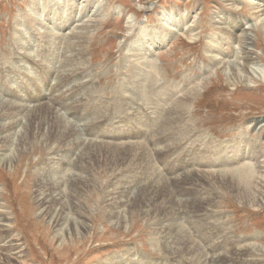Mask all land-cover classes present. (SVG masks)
<instances>
[{"label":"rangeland","instance_id":"rangeland-1","mask_svg":"<svg viewBox=\"0 0 264 264\" xmlns=\"http://www.w3.org/2000/svg\"><path fill=\"white\" fill-rule=\"evenodd\" d=\"M52 1L44 2L53 4ZM38 2L42 5L41 0H0V98L12 102L23 99L34 102L39 99L43 89L50 90L49 86L56 74L52 71L45 73L39 62L29 63L31 67L25 68V71L32 72L30 75L36 79L28 77L27 83L22 72L23 65L26 63L24 58L28 55V51L32 53L31 59L34 55L38 57L36 59L39 60L40 57L42 60L43 55L48 54V48L55 46L57 54L55 52L56 56L53 54L54 58L58 56L57 64L59 65L64 61L61 60L65 59L64 56L71 55L69 53L64 55L65 50L71 52L75 48L83 49L85 55L83 60L87 63V69L90 68V72H87L89 80L93 81L97 88L95 91L97 102L102 105L101 108L120 107L112 112L114 116L112 114H102L100 117L96 115L98 120H105L108 124L101 123L105 125L95 126L97 132L102 135L98 136V141L94 136H88L89 132L84 130L79 132L82 136L85 135L83 137H86V146L74 145L76 136L70 142V147L77 146V149L71 150L72 159L66 164L69 167L64 176L66 179L75 175L87 177L86 184L80 186V194L83 193L80 200L81 206L87 212H81L80 205L74 208L71 202H67L69 203L67 209L70 211L66 210V212L70 217H74L76 212L81 213L82 215L79 216L86 219L88 226L84 235L73 234L71 237L68 235L67 239L60 241L55 232L58 227L46 214L42 213L38 203L36 180L40 178V174L47 173L51 167L49 165L51 160L65 155L70 148L64 143L65 141L56 139L55 133L52 132V125H46V128L42 130V120L47 110L42 109V106L37 109L38 116L28 125L30 134L37 132L33 144L24 146L21 151L18 148L17 134L12 139L13 147L10 146L12 140L8 149L0 145V153L8 151L7 154L15 155L10 165L0 163V212L6 213L10 226L6 233L0 232V235L2 238L15 241L9 248L24 252L21 260H11L7 255H3L2 252L9 250L6 245H3L5 242H2L0 243V247L2 246L0 264H194L184 255L183 249H179V245L176 248L172 241L174 237H171V225L166 224L170 223L169 212L173 208L177 211L175 213H178L177 222L183 228L182 230L188 232L191 239L201 247L199 254L206 255L205 260L203 257L201 261H195V264H203V262L204 264H264V198L260 201L263 204L251 207L241 201L229 187L222 186L220 182L214 183L206 175V172L211 170L226 171L230 168L236 170L237 167L244 165L242 164L244 160L251 156L249 144L252 143L255 144L254 154L258 160L255 159L249 164L252 163L251 166L253 163L257 164L252 168L254 173L259 175L253 174L256 178L252 179V186L260 187L264 183V164L263 168L258 166L259 160L264 163V74L260 73H264L263 28L258 29V26L254 25L252 30L247 31L252 38L251 52L256 64V66L251 65L247 71L241 67L244 50L241 47L239 49L236 44V40L241 36L239 31L242 27L245 28V23L249 24L251 19H255L254 13L252 14L249 9V3L245 0H229V2H221V0H60L59 5H61L57 7L60 9L63 7V17H67L68 13L74 10L75 20L79 22H75L72 26V30L78 34H71V43H73L71 45L75 48L69 50L67 36L72 22L70 25L64 24L59 12L54 17V13L48 15V10L42 12L40 7L37 9V16L39 14L42 20H45L48 15L54 20L55 25L52 22H46V26L49 28L56 26L54 27L56 37H53L55 39L43 38L44 35L41 34H44L46 29L44 26L40 28L32 12L34 5L36 6ZM258 2L264 5V0ZM65 5L67 7L64 9ZM261 8L263 13H260L262 16L260 19H264V7ZM220 14L222 17L218 19ZM234 18L237 20L236 27L231 21ZM218 20L222 22V25L216 22ZM253 23L255 24L256 21L251 22L252 25ZM77 25L79 27H76ZM171 26H174L172 29L175 31L169 29ZM226 26L230 33L225 30ZM145 31L151 32L152 35H146ZM168 32L169 36H166ZM80 35L82 37H79ZM75 38L84 40L77 43ZM33 43L42 44L43 48L40 51L36 47L32 48ZM81 44L83 48H80ZM215 54L220 55L219 60L223 59L219 66H215L216 64L212 61L211 57ZM144 60L154 66L155 71H151L154 75L153 81L152 83L139 81V85H136L133 79V68H141ZM23 61H25L24 64H22ZM57 68L61 69V66ZM145 70L149 71V69ZM234 70H239L240 79L232 75ZM258 70L260 72H257ZM37 71L40 72L39 77L33 73ZM194 91L199 94L197 99L190 105L180 125H175L176 129L180 128V131L182 127L187 130L183 147L179 146L177 141L164 142V146H174V150L166 149L173 154L164 153L155 157L154 146L152 150L148 139L153 142L159 141H155L146 132L147 126L154 122L155 118V115H152L153 110L145 106L148 105L147 100L159 107L158 118L160 117L161 120L168 113V111L163 112L164 108L169 106L174 108L176 100H185ZM144 95L145 98H143ZM161 96L159 101L158 98ZM136 106L137 110H143L144 114L140 115L143 117L140 124L137 123L138 121L131 120L132 114L136 115L133 109ZM83 109L84 112L81 114L87 117L86 111L89 108ZM88 117L92 115L88 113ZM61 125L66 126L64 122ZM163 125L164 128L169 129L165 132L167 134L176 131L174 125L173 128L171 125L167 127L164 122L156 127L161 131ZM34 127L40 128L41 131H35ZM22 130L27 132L25 128ZM158 134L156 130L155 136ZM80 137L78 136L79 139ZM239 137L247 143L239 146L241 149L237 151L239 154L237 161L231 166L222 164L217 166L216 158L213 157L215 148L224 147V149L228 148L230 153H235L237 147L234 144ZM99 140H104L101 142L103 148L95 149L93 153L95 156L83 154L84 149L91 142L97 143L100 142ZM209 142L215 145L212 144L207 149ZM131 143H136L137 148L139 143L148 147L147 151L155 165L154 169H148L150 167L143 162L138 161L136 164L129 158L124 159L121 155L115 157L118 148L116 144L130 148ZM190 143L194 145L190 146ZM181 164L184 169L186 167L187 169L179 172L178 170L182 169ZM214 164L215 166H212ZM188 170L193 173L189 177L190 185L178 182L177 172L184 173ZM149 183L150 185L155 183L152 186L158 189L160 194L147 195L151 192L147 190ZM68 188V185L64 186V190ZM186 196L188 198L185 205ZM194 197L205 206L189 204L188 199H194ZM114 199H121L124 202L112 208L110 204ZM212 200L214 202L211 204ZM189 209L193 211L192 217H189L186 212H190ZM204 213L212 218L209 217L204 222ZM200 217L201 221L196 219ZM206 221L210 225L204 229L203 224ZM216 226L219 230L215 228ZM223 243H228L230 249L225 250L228 247L222 245ZM228 252L229 254H224Z\"/></svg>","mask_w":264,"mask_h":264},{"label":"bare ground","instance_id":"bare-ground-1","mask_svg":"<svg viewBox=\"0 0 264 264\" xmlns=\"http://www.w3.org/2000/svg\"><path fill=\"white\" fill-rule=\"evenodd\" d=\"M45 0H41L42 5H40V1L38 2V4H36V6L34 5V11H32L34 14V20L38 22V24H40V28L41 26H44L46 31L44 32L43 38L47 39V38H53L56 37V33L54 32L56 26H52L51 28H49L48 26H46V22H52L53 25H55L53 23V19L49 18L48 15L53 14V16L55 17L57 15V13H60V17L62 18L63 23L70 25V22H72L71 24V29L69 28V33L67 36L68 39V49L72 50L74 49V45H71L73 43H71V34H78V32H74L72 30V26L75 24L76 21V15L74 13L73 15V11L71 10L67 17H63V7L60 9L57 6L59 5V1L60 0H54L52 2H54L53 4H45L44 2ZM48 1V0H47ZM247 3H249V9L252 12V14L254 13L255 15V19H251L253 21H256V23L253 25L251 24V22L245 23V28L242 27V29L239 31L241 33V36L236 40V44L238 46V48L240 49L243 48L242 50H244V56H242V65L241 67L243 68L244 71H247V69H250V66H256L255 64V58H253V54H252V38L249 34V32H247L248 30H252L254 25L258 26L259 28H263L262 33H264V19H260L261 14L263 13L262 11V6L264 7L263 4H261L260 0H245ZM51 2V3H52ZM221 2H229V0H221ZM41 7V11H47V16L45 17V20H42V17L37 16V9H40ZM67 7V5L64 6V9ZM58 8L60 9L58 11ZM40 11V10H39ZM79 13V12H78ZM219 17H222V14L218 15V19H220ZM74 18V19H73ZM88 18V17H87ZM84 19V18H83ZM74 21V22H73ZM231 21L233 22V25L236 27L237 23H236V18L231 19ZM218 24L222 25L221 21H216ZM43 23V24H42ZM79 23V22H78ZM231 24V23H230ZM39 26V25H38ZM37 26V27H38ZM51 26V25H50ZM65 26V25H64ZM76 27H79L78 25ZM191 27V26H190ZM172 28H174V26H171L169 29L173 30ZM27 30V29H26ZM40 30V29H39ZM77 30V29H76ZM225 30L228 32L229 29L226 26ZM41 31V30H40ZM60 31V30H59ZM165 31V30H164ZM167 31V30H166ZM146 32V31H145ZM233 32V31H232ZM38 33V32H37ZM58 33V32H57ZM222 33V32H220ZM147 34H151V32H146ZM172 34V33H170ZM178 34V33H177ZM224 34V33H223ZM225 35V34H224ZM238 35V34H237ZM166 36H169V32L168 34H166ZM79 37H82L81 35ZM236 34L234 33V38H236ZM42 38V37H41ZM141 38V37H140ZM55 39V38H53ZM77 40V38H75ZM79 39V38H78ZM83 39V38H82ZM84 40V39H83ZM83 40H77V43H81ZM50 41V40H49ZM37 42V41H36ZM52 42V41H50ZM85 42V41H84ZM151 43V42H150ZM154 43V42H153ZM55 44V43H53ZM33 47L32 48H37V50H41L43 48L42 44H36L33 43ZM60 45V44H59ZM67 45V44H66ZM133 45V44H132ZM131 45V46H132ZM153 45V44H152ZM62 46V45H61ZM59 47V46H57ZM67 47V46H66ZM21 48V47H20ZM78 48V47H77ZM83 48L82 44L81 47ZM151 49V48H150ZM64 50V48H63ZM28 51V50H27ZM135 51V50H134ZM249 51V52H248ZM42 52V51H41ZM55 52V46H50L48 48V54L46 53L45 55H43L42 60L36 59L38 57L33 55V58L31 59L30 57L32 56V53H30V51H28V55L24 58L25 61H23L22 64L24 67V71L23 73V77L26 78V82L28 83V77H33L34 79H36L34 76L30 75V73L32 72H26L25 68L31 67L29 63H35V62H39L40 67L43 68V70L45 71V73H47L48 71H52L53 74L55 73L56 76L55 78L52 80V83L50 81V90H45L43 89L40 97L38 100L36 101H32L29 102L26 100H20V101H7V100H3L0 98V145L6 146V148L8 149V145L11 142L12 139H14V137L18 134V148H20V150L24 147V146H30L31 144H33V139L36 136L35 134L37 132H32V134H30L29 132V124L30 122L36 118L37 115V109H39L42 106V109L45 108L47 110L46 115L44 116V119L42 120V130L46 128V125H52L53 126V133H55L56 139L57 140H63L65 141L64 143L66 145H68V147H70V142L72 141L71 139L75 138V144H77V146L80 144H84L85 145V141H86V137L84 138L83 135L79 132V131H84L87 130L89 132L88 136H94V138L97 140L98 136L101 135L100 133L97 132V129H95V126L99 125L103 126L105 124H101V123H106L107 121H100L98 120V117H96V115L102 116V114H112V112L116 111L118 107L120 106H105L104 108H101L102 105L99 104L97 101V96L95 95V91L97 90L96 85L93 81L89 80V73H87L88 71L90 72V68L87 69V63H85V61L83 60L84 55V51L83 49L81 50H77L76 48L74 50H72L71 52L65 50L64 55H67L68 53L71 54L70 56H64L65 59H61L64 60L62 61V64L59 65L57 64L58 62V56L54 58V53ZM63 52V51H62ZM152 52V51H151ZM27 53V52H26ZM54 53V54H53ZM133 53V52H132ZM131 53V54H132ZM242 53V52H241ZM57 54V53H56ZM55 54V56H56ZM130 54V55H131ZM156 54V53H155ZM154 54V55H155ZM59 55V53H58ZM129 55V54H128ZM149 55V54H148ZM218 56H220L219 54H215L214 56H212V61L214 62V64H216L215 66H219L223 59L221 58L219 60ZM52 58H54V60H52ZM62 58V57H61ZM86 58V57H85ZM146 58V57H145ZM132 59V58H131ZM137 59V58H136ZM139 59V58H138ZM86 60V59H85ZM28 61V63H27ZM239 61V60H238ZM61 62V61H60ZM139 62V61H138ZM76 63V64H75ZM84 63V64H83ZM234 63V62H233ZM238 63V62H237ZM57 64V65H55ZM86 64V65H85ZM231 64V63H230ZM134 65V63H133ZM22 66V65H21ZM58 66H61V69L57 68ZM20 68V67H19ZM41 68V69H42ZM145 69H149V71L145 70ZM259 69V68H258ZM21 70V69H20ZM233 70V69H232ZM151 71H155L154 70V66L150 65V62L147 60L142 61L141 64V68L140 67H134L133 68V75H134V83H136V85H139V81H150V83H152L153 81V77L154 75L152 74ZM249 71V70H248ZM233 74L232 75H236L238 78L240 77V72L239 70H234L232 71ZM234 72L236 74H234ZM257 72H260L259 70ZM37 77H39L38 73H40L39 71L37 72H33ZM256 73V72H255ZM262 74H264L263 72H260ZM94 79V78H93ZM240 79V78H239ZM23 80V78H22ZM90 81V82H89ZM92 83V84H91ZM133 83V82H132ZM142 83V82H141ZM34 84V83H33ZM89 84H91V86L89 87ZM118 85V84H117ZM140 87H138L139 89ZM120 89V88H118ZM124 89V88H123ZM197 90V89H196ZM52 91V92H51ZM120 91V90H119ZM125 91V89H124ZM49 92V93H48ZM143 92V91H142ZM47 93V94H46ZM141 93V92H140ZM201 93V92H200ZM18 94V93H17ZM99 94V93H98ZM19 95V94H18ZM22 95V94H21ZM198 92H191L189 94L188 97H186L185 100H176L174 102L175 106L174 108H171V106L167 107L166 109H163V112L168 111V113L166 115H164L163 119L160 120V117L158 118V110L159 107H157V105L155 103H150L147 99L148 105H145L146 108L153 110L152 115H155L154 118V122L150 123V125L147 126V133L149 136H152L151 138H153L155 141H159V142H153V140L148 139V142L151 144V149L154 146V156L156 157L157 155H161L164 153H169L170 155H172L173 153H171L170 151L167 150H174V146H164L163 143L164 142H175L177 141V144L179 146L183 147V142L186 140L187 137V130H185V127H182L181 131L179 130L180 128L176 129V124L180 125V123L182 122V120L184 119V115L187 114V111H189V107L190 105L193 103V101L195 99H197L198 97ZM121 97V95H119ZM23 98V96H22ZM143 98H145V95L143 96ZM161 97H159V101ZM100 99V98H99ZM122 99V98H121ZM163 100V99H162ZM195 102V101H194ZM120 104V103H119ZM168 104V103H167ZM32 106V107H31ZM123 106V105H122ZM89 108L87 109V117L83 113L84 110L83 108ZM142 107V106H141ZM139 108V107H138ZM112 109V111H110ZM126 109V108H125ZM124 109V110H125ZM136 111V115H133V118L131 120L139 123L140 120L143 117H140V115H144L142 113V111L137 110V106L136 108H133ZM132 109V110H133ZM183 109H185V111H183ZM187 109V110H186ZM121 110V108H120ZM11 111V112H10ZM122 111V110H121ZM127 111V110H126ZM41 112V109H40ZM146 112V111H145ZM10 113V114H9ZM43 113V112H42ZM88 113H90L92 115V117H88ZM41 114V113H40ZM43 115V114H42ZM41 115V116H42ZM79 115V116H78ZM114 116V114H112ZM121 115V114H120ZM23 116V118L26 120H23V118L21 117ZM93 116H95V118H93ZM161 116V115H160ZM117 117V116H116ZM119 117V116H118ZM136 117V118H135ZM140 117V118H139ZM38 118V117H37ZM104 118V117H102ZM106 118V117H105ZM115 118V117H114ZM162 118V117H161ZM149 119V118H148ZM121 120V119H120ZM159 120L160 123L164 122L166 124V126L168 127L169 125L172 126L174 125V129H176V131L174 130L171 131L169 134L165 133L167 130L164 128V125L161 127V131H159V129H157V125H159ZM65 123L66 126L61 125L62 122ZM61 122V123H60ZM72 122V123H71ZM36 124V123H35ZM88 124V127H87ZM140 124V123H139ZM34 125V124H33ZM112 125V124H111ZM130 125V124H129ZM137 125V124H136ZM258 125V123H257ZM38 126V125H37ZM131 126V125H130ZM139 126V125H138ZM182 126V124H181ZM142 127V126H141ZM180 127V126H179ZM23 128H25L27 130V132H23ZM31 128V127H30ZM104 128V127H103ZM115 128V127H114ZM117 129V128H116ZM35 131H41L40 128L34 127ZM143 130V129H142ZM157 132L159 133L158 136H155V133ZM183 130V131H182ZM46 131V130H45ZM86 131V132H87ZM144 131V130H143ZM185 131V132H184ZM49 133V131H48ZM98 133V134H97ZM179 136H178V134ZM189 133V132H188ZM42 134V133H41ZM40 134V135H41ZM143 134V133H142ZM53 135V134H51ZM163 135V136H161ZM189 135V134H188ZM31 136V138H30ZM49 136V135H48ZM78 136L81 138L79 139ZM87 136V135H86ZM87 136V137H88ZM102 136V135H101ZM148 136V137H149ZM161 136V137H159ZM169 136V138H168ZM178 136V137H177ZM51 137V136H50ZM52 138V137H51ZM93 138V139H94ZM106 138V137H105ZM16 139V138H15ZM51 140V139H50ZM88 140V139H87ZM89 140H91L89 138ZM95 140V141H96ZM101 140V139H100ZM99 140V141H100ZM161 140V141H160ZM98 141V140H97ZM211 141V140H209ZM88 142V141H87ZM101 142H91L87 148L84 149L83 154H87V155H93V153L95 152V149H102V145ZM106 142V141H105ZM134 142V141H133ZM146 142V140H145ZM197 142V141H196ZM195 142V143H196ZM48 143V142H47ZM63 143V144H64ZM155 143V144H154ZM247 142L246 140L243 142V139L241 137H239L238 139H236V144H234L237 148H236V152L235 153H230L228 148L224 147H216L215 148V152H214V159L216 158V165H225V166H231L233 162L237 161L238 158V152L239 149H241V147H239L241 144L245 145ZM12 144V145H11ZM10 144V146L13 147L14 141L12 140V143ZM16 144V143H15ZM64 144V145H65ZM106 144V143H105ZM109 144V143H108ZM136 143H131L129 146L130 148H126L124 146H117L118 147L117 150V154L115 157H119V155H121L122 157L124 156V159H131V161L136 162V164H138L137 162H143L146 164V166L148 165V169L153 168L154 169V164L152 162V158L150 156V153L147 151V148L139 143V147L137 148V144ZM147 144V143H146ZM189 144V143H188ZM193 143H190V146ZM203 144V143H202ZM212 144H214L213 142H209L208 145L206 146V148L208 149V147H210ZM17 145V144H16ZM36 145V144H34ZM48 145V144H47ZM194 145V144H193ZM215 145V144H214ZM27 146V147H28ZM77 146H73L67 149L65 155H60V157L58 159H54L50 161V169H48L47 173L45 175L40 174V178H36V193H37V199H38V203L40 204L41 208H42V213L46 214V216H48V218L50 219L51 222H53V224L58 227L56 232V236L60 241H64L65 239H67V236L69 235L71 237V235L75 234L77 236H80V234L82 235L83 233H85L87 231V224H86V219H82L81 213L79 214L78 212H76V215L74 217H70L66 210H68V204L67 202H71L74 204V208H77L78 205L81 206V198L83 196V193L80 194L81 188L80 186H82L83 184H86L87 181V177L84 176H71L70 178L66 179V177L64 176L66 171H68V167L66 166L67 163L70 162V160L72 159L70 157V154H72L73 152H71L72 149H74L76 151ZM104 146V145H103ZM148 146V144L146 145ZM249 146L252 148H249V151L251 152V156L249 158H247L246 160H244V165H241L240 167H237L236 170H234L233 168L230 169H226V171H218V170H211L210 172H206V175L208 176V178L212 179L214 181V183L216 182H220L222 183V186H227L229 187L230 191H232L233 193L236 194V196H238L240 198L241 201L246 202V204L251 205V207H258L260 204V201H263L264 198V183L261 184L260 187L258 186H252V179L254 178L253 174L254 173V168H252V166L255 164L253 163V165L251 166L249 162H254L255 159L258 160L257 156L254 154L255 152V144L250 143ZM17 147V146H16ZM106 147V146H105ZM186 147V146H185ZM5 148V147H4ZM26 148V147H25ZM80 148V147H79ZM24 149V148H23ZM130 149V150H129ZM158 152H156V150ZM167 149V150H166ZM13 150V149H12ZM17 150V148H16ZM128 152H127V151ZM150 150V149H149ZM153 150V149H152ZM19 151V149H18ZM22 151V150H21ZM208 151V150H207ZM238 151V152H237ZM8 151H5L3 153H0V163L1 164H5V165H10L12 161H14V157L13 154H7ZM24 152V151H23ZM71 152V153H70ZM9 153V152H8ZM18 153V152H15ZM52 153V152H51ZM191 154V153H190ZM191 156V155H190ZM53 157V156H52ZM201 157V156H200ZM199 157V158H200ZM107 158V156H106ZM262 158V157H261ZM260 158V159H261ZM112 159V158H110ZM135 159V160H134ZM262 160V159H261ZM156 161V160H155ZM247 163H246V162ZM132 162V163H133ZM82 163V162H81ZM169 163V162H168ZM260 163V164H259ZM134 164V163H133ZM258 166L262 167L263 166V162H261L260 160L258 161ZM250 165V166H249ZM257 165V164H256ZM12 166V165H11ZM136 166V165H135ZM145 167V165H143ZM182 166V164L180 165ZM212 166H215L212 165ZM10 167V166H9ZM67 167V169H66ZM48 168V167H47ZM182 169L178 170L179 172L187 169V167L184 169V167H180ZM259 168V167H258ZM263 168V167H262ZM138 169V168H137ZM143 169V168H142ZM261 169V168H260ZM73 170V169H72ZM143 171V170H141ZM160 171V170H159ZM256 171V169H255ZM74 172V171H73ZM147 172V171H146ZM150 172V171H148ZM152 172V171H151ZM156 172V170L154 171ZM154 172H152L151 174L153 176ZM176 175L178 182L180 183H187L189 184L190 179L189 177L191 176L192 171L189 172L186 171L184 173H179ZM40 173V172H39ZM79 173V172H78ZM82 173V172H81ZM161 173V172H159ZM149 174V173H148ZM157 174V173H156ZM260 174V172H259ZM69 175V174H68ZM159 175V174H158ZM257 176H259L258 174H256ZM76 176H78V178H75ZM139 176V175H138ZM263 176V175H262ZM38 177V176H37ZM152 177V176H151ZM149 177V179L151 178ZM157 177V176H156ZM155 177V178H156ZM161 178V177H160ZM256 178V177H255ZM254 178V179H255ZM122 179V178H121ZM120 179V180H121ZM159 179V178H158ZM260 179V178H259ZM264 179V178H263ZM157 180V179H156ZM192 180V178H191ZM261 180V179H260ZM258 181V180H257ZM167 182V181H166ZM112 183V182H111ZM159 183V182H157ZM170 183V182H169ZM262 183V182H261ZM155 184V183H154ZM149 183V187L147 190H150V195L151 194H160L159 190L154 188L152 185ZM184 184V185H185ZM68 185V190H64V186ZM190 185V184H189ZM219 185V184H218ZM255 185V184H254ZM158 186V185H157ZM122 187V186H121ZM124 187V186H123ZM181 187V186H180ZM79 188V189H78ZM158 188V187H157ZM161 188V187H160ZM159 188V189H160ZM127 189V188H126ZM190 189V188H189ZM206 189V188H204ZM224 189V188H223ZM228 189V190H229ZM180 190V189H179ZM198 190V189H197ZM198 192V191H197ZM107 193V192H106ZM128 193V192H127ZM119 194V193H118ZM124 194H126V192H124ZM139 194V193H137ZM122 195V193H121ZM120 195V196H121ZM172 196V195H171ZM191 196V195H190ZM197 196L199 197V194H197ZM174 197V196H173ZM183 197V196H182ZM204 197V196H203ZM210 197V195H209ZM262 197V198H261ZM117 198V197H116ZM125 198H127L125 196ZM188 197L186 196L185 198V205H186V199ZM191 198V197H189ZM194 197V199H188L189 200V204H192L193 206H202L204 203L197 201V198ZM208 198V197H207ZM136 200V199H135ZM201 200V199H199ZM211 200V199H209ZM108 201V200H107ZM113 201V200H112ZM128 201V200H127ZM203 201V200H202ZM240 201V202H241ZM122 202H124L121 199H114V201L110 204V206H112V208L116 207L119 204H122ZM208 202V201H207ZM206 202V203H207ZM214 202V200L211 201V204ZM129 203V202H127ZM135 203V201L133 202ZM139 203V202H138ZM205 203V204H206ZM143 204V203H142ZM210 204V203H209ZM109 205V204H108ZM141 205V204H140ZM124 205H122L123 207ZM205 206V205H203ZM206 206H208L206 204ZM210 206V205H209ZM58 208V209H57ZM135 208V207H134ZM198 208V207H197ZM204 208V207H203ZM0 209H1V205H0ZM71 209V208H69ZM119 209V208H118ZM192 209V208H191ZM189 209V210H191ZM212 209V208H211ZM193 210V209H192ZM186 211L187 214H189V217H192V212L193 211ZM198 210V209H197ZM207 211V209H205ZM70 211V210H68ZM175 209L173 208L172 211L169 212V221L170 223H167L166 225H171L170 228V232H172V236L174 237V239L172 241H174V245L177 246L179 245V249H183L184 251V255L187 256L188 260H192L193 263L195 264V261H201V259L204 257V260L206 259V255H202L199 254L200 251L202 250L201 247L198 246V243H196L195 241H193L191 239V237L189 236L188 232L186 233L185 230H182L183 228L181 227V225L177 222V214L175 213ZM199 211V210H198ZM197 211V213H199ZM201 211H203L201 209ZM200 211V212H201ZM212 211V210H211ZM75 212V211H73ZM81 212L86 213L87 210H84V208H82L81 206ZM118 212V211H117ZM177 212V211H176ZM208 212V211H207ZM210 212V210H209ZM71 213V212H70ZM83 213V214H84ZM6 214V213H5ZM4 212H0V232L2 233H6L8 231V228H10L9 226V218L7 216H5ZM200 214V213H199ZM221 214V213H220ZM108 215V214H107ZM196 215V214H195ZM86 216V215H85ZM85 216L83 218H85ZM202 216V215H200ZM123 217V216H122ZM183 217V216H182ZM194 217V215H193ZM196 217V216H195ZM210 216L205 214L203 215V220L205 222V220H207ZM125 218V217H124ZM212 218V217H210ZM176 219V221H175ZM197 220H200L201 217ZM193 220V219H192ZM196 220V221H197ZM201 221V220H200ZM190 222V221H189ZM202 222V223H204ZM214 222V221H213ZM212 222V223H213ZM216 223V222H214ZM123 224V223H122ZM194 224V223H193ZM219 224V223H218ZM210 225V223H208L206 221V223L203 224L204 229L206 227H208ZM168 226V227H169ZM212 226V224H211ZM210 226V227H211ZM219 226H221L219 224ZM223 226V224H222ZM200 228V227H199ZM215 228L218 229V227L216 226ZM220 229H222L221 227H219ZM210 229V228H209ZM214 229V227H213ZM212 229V230H213ZM219 230V229H218ZM203 231V229L201 230ZM216 231V229L214 230ZM221 231V230H220ZM219 231V233H221ZM223 232V231H222ZM205 233V232H204ZM210 233V232H208ZM218 233V232H216ZM227 233V232H225ZM8 234V233H7ZM213 234V233H211ZM84 235V234H83ZM200 235V234H199ZM222 235V234H219ZM230 235V234H229ZM55 236V237H56ZM214 236V234H213ZM216 236V235H215ZM218 236V234H217ZM225 236V235H224ZM4 237V236H3ZM220 237V236H219ZM197 238V236H196ZM221 238V237H220ZM70 239V238H69ZM208 239V238H207ZM254 239V238H253ZM252 239V240H253ZM209 240V239H208ZM207 240V241H208ZM213 242V239H210ZM216 241V240H215ZM226 241V240H225ZM228 241V240H227ZM5 242L3 245L7 246V250H9L8 252H2L3 255H7L9 258H11V260H15V259H19L21 260L23 258V251H17L16 249L14 250L13 248H9L11 246H13L12 242H15L13 240H9L8 238H2L0 235V243ZM219 243V242H218ZM237 243V242H236ZM214 244V243H213ZM238 244H241V242H238ZM237 244V245H238ZM188 245V246H187ZM206 245V244H205ZM222 245H225L226 247H228V243H223ZM254 245V244H253ZM224 246V247H225ZM231 246V245H230ZM246 246V245H245ZM248 246V245H247ZM16 247V246H15ZM20 247V246H19ZM237 247V246H235ZM249 248V246H248ZM258 248V247H257ZM0 249H2V246L0 247ZM226 249H230L225 248ZM237 249V248H236ZM242 249V248H240ZM250 249V248H249ZM214 250V249H213ZM216 250V249H215ZM239 250V249H238ZM237 250V251H238ZM245 250V248H244ZM243 250V251H244ZM228 251V250H227ZM235 252V251H234ZM1 253V254H2ZM223 254V253H222ZM224 254H229L228 253H224ZM232 254V251H231ZM234 254V253H233ZM240 254V253H239ZM216 255V254H215ZM236 255V254H235ZM246 255V254H245ZM261 255V254H260ZM229 256V255H228ZM234 256V255H233ZM123 257V256H122ZM242 257V256H241ZM262 257V256H261ZM231 258V257H230ZM238 258V257H237ZM217 259V258H216ZM215 259V260H216ZM219 259V258H218ZM223 259V257H222ZM226 259V258H225ZM235 259V258H234ZM224 260V259H223ZM227 260V259H226ZM231 260V259H230ZM260 260V259H259ZM212 261V260H211ZM222 261V260H220ZM256 261V260H255ZM254 261V262H255ZM262 261V260H261ZM145 262V261H143ZM217 262V261H216ZM232 262V261H229ZM242 262V261H241ZM252 262V261H251ZM249 262V263H251ZM233 263V262H232ZM248 263V262H247ZM253 263V262H252ZM256 263V262H255ZM109 264V263H108ZM111 264V263H110ZM117 264V263H116ZM120 264V263H119ZM204 264V262H203ZM246 264V263H245Z\"/></svg>","mask_w":264,"mask_h":264}]
</instances>
